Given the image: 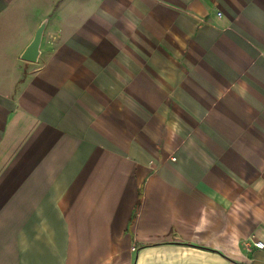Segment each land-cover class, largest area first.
Returning a JSON list of instances; mask_svg holds the SVG:
<instances>
[{
  "label": "crops",
  "instance_id": "obj_1",
  "mask_svg": "<svg viewBox=\"0 0 264 264\" xmlns=\"http://www.w3.org/2000/svg\"><path fill=\"white\" fill-rule=\"evenodd\" d=\"M256 240L264 0H0V264H264Z\"/></svg>",
  "mask_w": 264,
  "mask_h": 264
},
{
  "label": "water",
  "instance_id": "obj_2",
  "mask_svg": "<svg viewBox=\"0 0 264 264\" xmlns=\"http://www.w3.org/2000/svg\"><path fill=\"white\" fill-rule=\"evenodd\" d=\"M45 22H41L40 25L35 30L32 40L25 47L20 58L24 61L35 62L39 56V46L44 30Z\"/></svg>",
  "mask_w": 264,
  "mask_h": 264
},
{
  "label": "built area",
  "instance_id": "obj_3",
  "mask_svg": "<svg viewBox=\"0 0 264 264\" xmlns=\"http://www.w3.org/2000/svg\"><path fill=\"white\" fill-rule=\"evenodd\" d=\"M253 245L256 247V248H259V249H263L264 248V245L261 241L259 240H256V241H253Z\"/></svg>",
  "mask_w": 264,
  "mask_h": 264
}]
</instances>
